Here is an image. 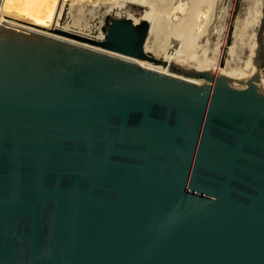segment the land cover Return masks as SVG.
Here are the masks:
<instances>
[{"label": "water", "instance_id": "1", "mask_svg": "<svg viewBox=\"0 0 264 264\" xmlns=\"http://www.w3.org/2000/svg\"><path fill=\"white\" fill-rule=\"evenodd\" d=\"M56 32L0 27V264H264V5L242 79Z\"/></svg>", "mask_w": 264, "mask_h": 264}, {"label": "bare ground", "instance_id": "2", "mask_svg": "<svg viewBox=\"0 0 264 264\" xmlns=\"http://www.w3.org/2000/svg\"><path fill=\"white\" fill-rule=\"evenodd\" d=\"M81 1L82 0H7V1L4 0L3 5H2V12L4 15V20H5L4 23L7 26L14 27L17 29L26 30V31H36V32H40V33H44L47 35L54 36V37L59 38V39H64V40H67V41H70L73 43H77V44L82 45L84 47H89V48H93V49H100L99 46L93 45L89 42H83V41L77 40L73 37L63 35V34L56 32V29H59V30L67 31V32H71V33L82 34L81 32H76L75 31L76 29L73 30L68 25L61 26V24H60L62 15L65 11V7L68 4V2H71V4H70L71 8H72V6L74 8L77 5L82 6ZM122 1H124V0H122ZM134 1L139 2L141 4L142 3L146 4V2L148 0H134ZM175 1L176 0H174V2ZM181 1L179 0V2H181ZM188 1H186V2H188ZM251 2H252V0H251ZM176 3L179 5L180 9L179 8H177V9L173 8V6H176L177 4L170 7V8H173L175 11L177 10L176 12L174 11L175 14L178 13V11H179V13L177 15H175L173 13V15L176 16V20L173 19V15L170 14L172 12H170V10H169L170 13L167 11L166 12L168 14H170L171 16L170 15L168 16V14H166L168 16V18H166L167 21H166V19H161V16L159 15L160 14L159 10L157 11L158 8L156 9L153 7L154 5L153 6L151 5L153 10L155 11L151 25H150L149 15H147L145 11L141 17L131 18L130 17L131 16L130 11H128L126 9L127 7H125L124 2L117 4V5H113V6L109 5L108 10L111 12H115L116 10L125 9L128 13L125 15V17H129L132 20H134L135 22L145 23L149 27V34H148V38H147L146 43H145V51L147 52V54H149L153 57L159 58V55H164L165 57L162 59H165L169 63L172 62V63H176L179 65H185L187 67H194V68L199 69V70L212 69V70H215L217 72H223L225 74H228V75L234 77L235 79L246 78L255 72L256 67L254 65L253 60H254V57L256 55V49L258 47L259 35H258L257 30H258V26L260 25V22H261V19L263 16L264 0H258V1L255 0L253 9L251 10L252 17L248 18L246 16L247 19L245 18L246 20L244 19V21H242L236 28V31H235V34L233 37V43L234 44L231 46L229 52H230L231 58L233 60H235L237 63L235 64L236 65L235 67H231L230 69L223 68L220 66V57L222 55L223 47H222V50L221 49L219 50V48H220L219 46H221V45H218V42L215 43L214 47L212 45H211L212 47L210 45H208L212 49L197 48V46H194L191 44V42H193L194 40L193 41L191 40V42H188L187 44L185 43V42L189 41L190 38L192 37V36H190V35H192V34H190V33H192V31L190 29L193 28V30H195L194 28L198 27V25L196 27H193V26L196 25V22H198L199 18L201 19L202 16L198 17L197 15H195V13H193V12H195L194 10L191 11L192 10L191 9L189 12V10L187 8L185 10L184 9L185 7L183 6L184 7L183 9L185 10L184 11L182 9V5L180 7V4L178 2H176ZM182 3H183V1H182ZM172 4H175V3H172ZM187 4L188 3H186V5ZM199 4L201 6V3H199ZM200 6L199 7L197 6L199 12L201 9ZM186 7H188V6H186ZM189 7L191 8V6H189ZM79 8H77V9H79ZM197 8H195V9L197 10ZM173 9H171V10H173ZM203 9H202V11H203ZM188 12L190 14L187 15ZM203 13L201 12V14H203ZM197 14H198V11H197ZM160 20H162V21H160ZM199 21L201 22V20H199ZM74 24H76V23H74ZM155 25H156V27H158V28L161 27V28L157 29L158 30L157 31ZM171 26H172V28H171ZM187 26H189V28H187ZM163 27H165V28H163ZM162 28L165 29V31H162L163 30ZM166 29L168 31L171 30L170 33L167 31V34L168 33L170 34V35L168 34L169 37H175V38H176V36H179L180 32H181V35L184 32L185 36H186V33H188L187 30H190L189 36H188L189 38L185 37V39H187V40L181 41V43L182 42L185 43V44L182 43L183 48L181 45L176 44L178 42L175 43V41L177 39L175 40L173 38L172 40H169V39L167 40V38H168V37H166L167 35L161 37V35H165V34H161V32L166 33ZM198 29L199 28H197L196 30H198ZM155 30L157 31V33H154ZM158 32H160V33L158 34ZM177 33H178V35H177ZM195 34H197V33L195 32ZM82 35L87 36V37H91V36L85 35V34H82ZM181 35L179 36V38L181 37ZM183 36H184V34H183ZM183 36H182V38H183ZM103 37H104V34H100L99 36L94 37V39L101 40V39H103ZM163 37H165V38H163ZM91 38H93V37H91ZM182 38H180V39H182ZM192 38H194V37H192ZM180 39H179V41H180ZM197 39H198V37H197ZM166 41L172 42L173 46L176 48L175 49L176 55L170 54L167 51L169 44H167ZM196 43H197V41H196ZM220 43L221 42H219V44ZM238 48L241 50L248 49L250 51V56H249L248 60L246 59V61L244 63H241L242 61L239 63L237 60V56H239L237 53ZM207 49L210 51H208ZM185 50H187V51H185ZM135 61H137L140 65H142L143 67H146L148 69H152L155 71L166 73V74H169V75H172L175 77H179V78H184L182 75L171 71L168 63L167 64H163L161 62L154 63L152 61L144 60V59H136ZM229 63H231V62H229ZM228 65H230V64H228ZM263 70H262V73H263ZM189 80L195 81V80L190 79V78H189ZM196 82H199V81L196 80ZM261 85L264 89V75H262Z\"/></svg>", "mask_w": 264, "mask_h": 264}, {"label": "rangeland", "instance_id": "3", "mask_svg": "<svg viewBox=\"0 0 264 264\" xmlns=\"http://www.w3.org/2000/svg\"><path fill=\"white\" fill-rule=\"evenodd\" d=\"M182 1H183V3H182ZM182 1L179 2V0H176L174 2V0H148L146 2V4L142 3L143 4L142 5L141 3L136 2L134 0H132V1L131 0H124V1H122V0H118V1L117 0H82L81 1L82 6L77 5L74 8H73V6L71 8V5H70L71 2H68V4L65 7V11L62 15L60 24H61V26L68 25L73 30L76 29L75 30L76 32H81L82 34L89 35V36L94 38V37L99 36L100 34L106 33L110 19L112 17L124 18L125 15L128 14L125 9L116 10L115 12H111L108 10L109 5L113 6V5H117V4L124 2L125 7H127L126 9L128 11H130V14H131L130 17L131 18H134V17L139 18L142 16V14L145 11L146 14L149 15V20H150V25H151L153 16L155 14L154 13L155 11L152 8L153 5H154L153 6L154 8H156V9L158 8L157 11L159 10V13H160L159 15L161 16V19H166V18H168V16L170 14H172V15H173V13L175 14V12L177 10L175 11L173 8H176V9L179 8V5L176 3V2H178L180 4V7L182 5V9L185 7L184 9L186 10V8H187L189 10V12L192 9L191 11L194 10L195 12H193V13H195V15H197L198 17L202 16L201 19L199 18V20H201V22L198 20L199 23L196 22V25L193 26V27H196L198 25V27L194 28L195 30H193V28L190 29L192 31V33H190L192 35H190V36H192L194 38L191 37L190 40L188 39L189 41H187L185 43L187 44L188 42H191V40L192 41L194 40L193 42H191V44L194 46H197V48L212 49V48H210V46L212 45L214 47L215 43L218 42V45H221V46H219L220 48L218 47L219 50L220 49L222 50V47H223L222 55L220 57V66L223 68H228V69H230L231 67H235L236 66L235 64L237 62L231 58L230 52H229L231 46L234 44L233 43V37H234L237 26L242 21H244L245 18L247 19V17L248 18L252 17L251 10L253 9L255 0H252V2H251V0H202V1L201 0H189V1L188 0H182ZM186 1H188V2H186ZM256 1H258V0H256ZM172 3H175V4H172ZM186 3H188L189 5L188 4L186 5ZM199 3H201V6ZM173 5H176V6H173ZM196 5L198 7L200 6V8H201V9L199 8L200 12H199ZM171 6H173V8H170ZM186 6H188V7H186ZM189 6H191V8ZM77 8H79V9H77ZM195 8H197V10ZM171 9H173V10H171ZM202 9H203V11H202ZM169 10L172 13H170ZM166 11L169 12L170 14H168ZM197 11H198V14H197ZM189 12L187 13V15L190 14ZM201 12L202 13L204 12V13L201 14ZM178 13H179V11H178ZM178 13H176L175 15H177ZM166 14H168V16ZM175 15H173V19L176 20ZM160 21H162V20H160ZM166 21H167V19H166ZM74 23H76V24H74ZM156 25H155V27H156ZM160 28L161 27H159V28L156 27V30L160 29ZM163 28H165V27H163ZM171 28H172V26H171ZM187 28H189V26H187ZM197 28H199L200 30L199 29L196 30ZM156 30L154 33H157L158 30L157 31ZM190 30H187L188 33H186V36H185L184 32L182 33V35L180 32V34H179V36L181 35L180 38H182V36L184 34L182 39H180L179 36H176V38L175 37H169V35H170L169 33L171 30L168 31L167 29H166V33L161 32V34H165V35H161V34L160 35H161V37L167 35L166 36V37H168L167 40L168 39L172 40L173 38L175 40L177 39L175 41V43L178 42L176 44L181 45L183 48V45H182L183 42L181 43V41L187 40V39H185V37L189 38L188 36H189ZM162 31H165V29H163ZM167 31L169 32L168 33L169 35L167 34ZM257 31H259V26H258ZM195 32L197 34H195ZM159 33L160 32H158V34ZM177 35H178V33H177ZM177 37L180 39V41ZM197 37H198V39H197ZM163 38H165V37H163ZM263 38H264V35H263ZM196 41H197V43H196ZM219 42H221V43L219 44ZM185 43H183V44H185ZM167 44H169L167 51L170 54L176 55V51H175L176 48L173 46L172 42L168 41ZM208 45H210V46H208ZM185 51H187V50H185ZM208 51H210V50H208ZM237 53L239 55V56H237V60L239 63L241 61H242L241 63H244L246 61V59L248 60V58L250 56V51L248 49L241 50L238 48ZM164 57H165L164 55H159V58H164ZM229 62H231V63H229ZM227 63L230 65H228ZM262 75H264V70H263Z\"/></svg>", "mask_w": 264, "mask_h": 264}, {"label": "built area", "instance_id": "4", "mask_svg": "<svg viewBox=\"0 0 264 264\" xmlns=\"http://www.w3.org/2000/svg\"><path fill=\"white\" fill-rule=\"evenodd\" d=\"M3 1L4 0H0V27L4 24L5 20H4V15L2 12V5H3ZM105 35V34H104ZM104 38V37H103Z\"/></svg>", "mask_w": 264, "mask_h": 264}]
</instances>
